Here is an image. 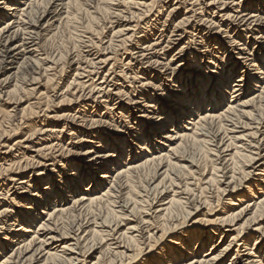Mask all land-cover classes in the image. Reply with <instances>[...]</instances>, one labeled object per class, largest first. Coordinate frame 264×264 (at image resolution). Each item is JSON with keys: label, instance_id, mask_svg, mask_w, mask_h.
<instances>
[{"label": "bare ground", "instance_id": "1", "mask_svg": "<svg viewBox=\"0 0 264 264\" xmlns=\"http://www.w3.org/2000/svg\"><path fill=\"white\" fill-rule=\"evenodd\" d=\"M121 1L122 4L132 5L135 6V8H138V6L145 8L147 6L145 3L128 2L126 0V2L123 0ZM188 1L191 0H186L183 4H187ZM220 1L221 0H211L207 5H202L199 4L198 0H195L186 10L184 19H180L181 21L178 20L177 25H175L174 30L189 25L188 28H190L192 32L201 34L207 30L208 35L213 34V38L202 36L200 39L204 38L206 44L208 41H211L216 47H213L211 51L208 50L209 52L206 51L205 55H203L204 53L201 54L202 52H190V59L193 61L189 63L190 66L181 64L174 67L171 63L174 58L164 64L168 52L167 50L171 48L173 42L170 38H167L163 43H156L155 41H158V39L156 38L155 41L148 40L146 33L136 37V35L139 33L142 34L143 32L136 33L135 31L138 29L135 27L130 28L132 26L128 23L132 22L134 14H130L132 16H128V18L124 16L120 21L116 18L115 22L119 24L116 25L117 30H114V32H112V37H110H115L116 39L122 37L120 41L115 42L113 45V40L110 38L107 42V46L98 49L93 55L91 54L92 52L90 53V50L86 51V66H89L93 70L90 72L89 76L85 75L86 71H84V68H81L80 64H76L77 68L74 71L75 78L72 84L82 89L91 87L90 90L88 89L90 93L95 90L98 94V98L105 99L107 102L111 99L110 97L112 95L109 88L113 86V90H116V85L118 84H114V82H116L115 77H119V75L116 74L117 70H115V63L118 61L111 63L113 62L111 56L113 51L118 47L120 48L117 43L124 45L127 42L134 41L135 44L133 49H127V55H129L128 61L125 64L123 63L127 71H123L126 70L125 67L120 70L122 76L125 78H129L128 75L133 74V79L131 80L134 81L137 80V75L141 74L144 76L145 71L140 67L143 64L144 66L156 65L157 67L162 65V68H165L162 73H159V76L158 74L154 76L156 81L161 82V84L171 80L174 81L176 74L182 71H185L187 75H184L185 78L183 80L180 79L183 81L182 85H177L176 91L173 92L174 96L171 93L170 97H167V99L172 102V105H161V110L156 111L157 120L154 123L155 125L151 127L146 126L142 124V120L145 118L144 113H147V109L155 111L153 109L158 106L159 101L156 100V98L150 99V95L146 96L145 94H141L151 101L144 105L143 111H140V115L136 119L137 122L133 129L135 132L133 134H131V132L125 134V140H120L119 138L96 137L93 133L89 134L90 138H95V140H97L98 145L95 149L101 144L106 149L108 147L111 148H109V153L98 154L92 158H83V160L89 159L83 163L84 166H73L69 164L68 161H56L58 157L63 156V151L69 154L74 147V143H70L72 148L69 149L65 146L57 147V144L54 145L52 142L58 141L61 143L63 141V134L66 132L64 129L70 132L69 140H71L72 138H70V136L74 135V129L72 127H68L67 124L64 123L61 130H56L58 126L48 125L47 122V125H43L38 131H35L43 138L37 140V143L40 142V144L35 146L38 148L36 151H33V153H37V158L38 156H46V159L51 156L52 159H43L44 162H52L51 165H47L49 167H55L57 163L60 164L61 162V170L55 175L58 181H54V175L52 177L46 176L44 171H30L34 166H36V168L44 166L42 164L43 162L36 159V157H29L27 153L19 152V150L16 154H11L13 146L9 147V150L7 149V152L4 153L6 157L2 160L8 159L9 163L6 168L1 166L3 168H0V176L2 174H7V181L18 182V180H20L17 184H21L22 186V184L26 182L25 179L34 175L35 180L40 184L37 185L36 188L34 187V195L24 200L19 199L22 203L19 205V212L10 213L11 211L8 209L9 205L2 204L1 206L0 230H3V226L6 224L8 227L7 229L5 227L4 233H0V264H86L85 259L90 258L91 254L94 253L98 247L96 248L92 245L82 250L80 248V243L85 241V237L87 238V236L94 235L99 237V244L106 245L103 253H101L102 251L98 253L99 255H97L93 264H219L223 261V258L230 252L232 253V251L234 252L233 257H235L234 259L236 260L242 248L249 250L247 249L249 245L247 243L252 236L248 238L247 233L250 232L258 235V237H252L254 242L253 247L257 246L259 242H261V245L258 249L252 248L249 250V253L246 254L247 263L264 264V250L262 248L264 247V239L261 238V241L259 240V237L264 234V223L262 224V222H264V162L257 164L258 161H260L261 152L264 150V82L262 83V81H264V47L257 49V51L253 53H247V56L244 58H241V56L246 54L243 53L245 49H239L240 53L237 55L240 57L237 59L233 58L234 61L232 63L230 62L232 57L229 53L230 49L225 48L226 45L229 48L243 46L239 45V43L242 41V37L244 38V33L247 39L250 34H260L257 36V39L264 41V18H262V15H264L262 1L264 0H241L239 3H236L235 6L244 11L240 17L226 14L228 10L230 13H233L234 10L233 8H224L225 5L221 4ZM80 2L81 0H0V20L9 17V20H6L0 25V72L5 71L7 75L0 81V97L2 93H4L3 91L14 82L15 77L20 72L22 73V69L25 68L27 71L32 70L29 62L37 54L36 50L44 33L49 32L51 28L56 26V23L60 25L61 21L68 16L73 6L78 11L81 7ZM112 4L113 3L110 5ZM100 6L102 5L100 4ZM100 8L103 9V7ZM169 8L170 11L167 14L175 12L174 7L171 6ZM215 14L219 15V20H214L212 15ZM92 18H94V16ZM237 22L239 24L235 25ZM92 24H94V22ZM231 25L236 26V28H231ZM242 28L243 30L240 31ZM229 29L231 31L235 29L237 33L229 36ZM174 30L169 37H176L174 41H181L184 32L176 36L174 33L180 31L175 32ZM214 30H217V33H211ZM220 34L224 35L226 42L219 37ZM263 45L264 43L262 46ZM220 50H222L224 54L226 52L229 53L226 58H221L223 64H225V68L219 71L218 74L210 72V75L215 74L210 77L206 70L211 67H206V64L204 62L202 63V61L207 58L209 64L215 65L217 57L214 58L213 55L215 51ZM180 53L178 52L176 55L178 56ZM37 59H39L38 56ZM130 62L133 64L132 66ZM246 62L250 64L246 66ZM203 64H205V66ZM242 64L248 70L242 67ZM107 66H109V68L105 74H103ZM40 67L42 68L43 66ZM235 75H237V79L229 86L230 81ZM208 78V83H204V80H208ZM83 79L84 81H82ZM95 79H97L96 81L100 80V82L96 84L94 81ZM33 80L36 81L37 79ZM111 83L113 85H110ZM72 84L70 83L67 85V89H70ZM147 85H149V83L144 82V84H142V86ZM249 86H253L259 90L257 92L255 91V93L250 96L249 93L252 89H250ZM228 89L230 90L229 93ZM16 91L17 85L14 83L12 85V91H9L8 94H13ZM28 91H33V89H29L27 92ZM118 94L120 93L115 94V97L118 96ZM226 94L230 96L226 109L218 110L226 100ZM168 95L169 94H167V96ZM65 100V98H61V102ZM106 103L105 105H108V103ZM206 108L209 109L208 112L205 111ZM194 115H196L195 118H193ZM67 117L68 115H62L58 117V119L63 120ZM242 120H244V122H242ZM66 121L67 120L64 122ZM92 123L95 124V121ZM103 123L105 122L103 121ZM168 126L170 128L169 131L161 135V132L165 131ZM80 139V141L83 140V138ZM17 143L18 142H16L15 145ZM188 143L200 144L205 148H207V145L210 148L213 147V150H211L212 148H208L207 151L208 155L209 152L211 155H216L214 159H216L217 163L213 161L214 159L212 160L213 162L211 161L213 164L212 172L211 174L209 172L210 175L208 177H203L204 173H202L201 182L203 185H206L202 190L207 189L209 191L211 186H217L215 191V194H217V198H215L217 199V204L220 198L226 193V187L229 188L232 185V193L239 187L241 181L244 180V182H247L250 180L249 178H251L253 173L260 172L259 175H255L258 177L257 181H253V185L247 187V192L244 197L246 199L248 197L251 198L250 201L253 204L246 203V206L239 208V211L234 213V210L231 208L234 206L232 203L233 199H230L229 202L225 204L226 210L221 214L223 216L211 221H205V225L207 226L206 229H198L199 223L197 222L188 226L186 219L191 215L192 211L197 212L200 208V206L194 204L192 205L193 207H191V202L195 195H193V197L191 196L192 190L190 189V182H188V180L191 177L193 178L194 174H196V170H193L196 167L192 160L183 157V152ZM160 146L167 148V151H165V153L158 151ZM33 147L34 146L30 147V149ZM57 148L59 149L56 151ZM133 148H135V150ZM92 149H94V146L89 148L82 156H89L97 153ZM127 149L129 150L127 151ZM61 150V154L57 156L54 155V152L56 153ZM142 152H146L147 155L138 161L136 158L144 154ZM124 153L127 159H124ZM15 166L16 168H14ZM151 166L153 167L152 179H161L159 183L152 188L155 189V195L150 202L149 208L147 209L148 211L146 210V212L142 213L140 218L136 219V216L134 217L133 213L135 208L129 206L130 202L128 200V203H122L119 208V210L126 215L123 214L124 217L120 218V222L115 226L113 225L114 229L111 230V232H106V223L104 222L107 219L105 218L106 220L102 222L105 226L103 224L93 223V228L90 227L91 225L87 227L80 225L71 236L59 233V227L61 226L59 223L60 220L63 219V216L70 215L77 209L89 210L94 205H99L102 202H110L111 199L116 200L125 192H130V184L135 175L143 170L151 168ZM66 170L70 173L66 174ZM97 171L102 172L98 177H96L97 175L95 174ZM218 171L222 174L221 178L217 176ZM229 171L230 176H227ZM29 172H31L32 175L30 174V176H28ZM1 179L4 182L6 181L0 177V183ZM183 179H185V182H183ZM166 181H169L168 186L164 185ZM57 184L63 185L62 189H59ZM151 184H153V182ZM104 185H107V187L102 189ZM3 186L4 184H0V190H3ZM134 186L135 185H133V187ZM197 192L199 191H196V193ZM168 193L170 196L163 203L164 199H166L163 197ZM69 197L71 198L70 203L61 205L65 203L67 200L66 198ZM128 197H130V194ZM10 203L16 206L20 204L19 202L16 203L14 198L10 200ZM204 204L210 206L208 200L205 201ZM220 206L222 205L220 204ZM113 208L112 206V209ZM140 208L141 207L138 209ZM110 214H112V212ZM247 214H250L249 218L240 226H237V222L242 220L243 216ZM69 218L71 217L69 216ZM178 219H180V222L177 221ZM125 221H129L130 223H127L125 229L119 232V230H117L118 227L123 226L122 223ZM159 222L161 226H158ZM249 222H252L250 224L254 223L255 228H250L245 231ZM168 223L171 226H168ZM260 223L262 224L261 226H259ZM15 224L19 227L16 231H13L11 228ZM190 227L197 228L198 230L194 233L188 232V230L186 232L185 229ZM178 231H181L180 233L183 237L186 234V237L183 238L184 240L180 239L181 241H178L179 243L176 242V238L172 239L170 243L175 247L177 246L176 249L171 247L172 249H169L168 254H166V251L162 252V249L167 247H163L160 249L161 251L159 250L160 252L158 251V253H156V257L153 258V260L148 259L153 252L155 253L154 250L160 248V244H163L166 238ZM224 231L234 233V236H231L230 242L225 247L214 248L215 246L213 247V245H211L208 246L210 247V253L205 251L200 252L212 241V238H214L212 236H215L216 233L219 232L220 239ZM82 232H84L83 236L80 235ZM170 240H168V242ZM151 241H153L152 243H154V245L150 244ZM12 245L13 247H11ZM190 245H194L195 249H191ZM7 249L10 250L8 251ZM6 250L8 251L7 253H5ZM201 253L204 254L201 255ZM105 256H108V260H105ZM250 257H252V259H250ZM237 264H240V262Z\"/></svg>", "mask_w": 264, "mask_h": 264}, {"label": "rangeland", "instance_id": "2", "mask_svg": "<svg viewBox=\"0 0 264 264\" xmlns=\"http://www.w3.org/2000/svg\"><path fill=\"white\" fill-rule=\"evenodd\" d=\"M103 1L105 4L103 3ZM120 1L121 0H106V1L105 0H81L80 9H82V10L79 9L77 11L76 8H74V6H73L71 8V10L69 11L70 14L68 13V16L67 17L65 16L66 18H64L61 21L60 25H58V23H56V26L51 28L49 32L44 33V35L42 36V38L39 41L40 44H38V48L36 50V53H37L35 55L36 57L34 56V58H32L29 62V64H31L30 68H32V70L27 71L25 68L24 69L21 68L22 73L20 72L18 74L19 76L17 75L15 77L14 82L11 83V85L3 91L4 93H2V95L0 97V159H1L0 160V168H3V167L6 168L7 167V164L9 163L8 159L7 160H2V159L4 157H6V155H4V153L7 152V149L9 150V147L13 146L11 154L12 153L16 154V152L19 150V152H25L28 154L29 157L30 156L36 157V159L43 162L42 163L44 165L43 167L36 168V166H34L30 169L31 172H34V171L43 172L44 171V174L46 176L52 177L54 175L53 176L54 181H58V178L56 179L55 175L59 170H61V166H62L61 162H60V164L57 163V165L55 167L54 166L49 167L47 165H51L52 162H50V161L44 162L43 159L44 160L52 159L51 156L50 157L48 156L49 158H46V159H45L46 156H44V157L42 156L43 158L41 156L40 157L38 156V158H37V153H33V151H36L38 148L35 146L40 144V142L37 143V140L43 138L42 136H40L35 131H38L41 127H43V125L48 124L51 126L52 125L58 126V128H56V130H61L62 125L64 123H66L68 127H72L74 129V131H73L74 135L70 136V138H72L71 140H69L70 132L67 131V129H64L66 132H64V134H63L64 135L63 141L61 143H59L58 141H53L52 144H54V145L57 144L56 145L57 147H64L65 146V147L70 149V148H72V146H70V143H72V144L74 143L73 149L69 152V154H67L65 151H63V153H62V150H61V151H58L56 153L54 152V155L57 156L58 154H61V153L63 154V156L58 157L56 159V161H59V160H61L63 162L68 161V163L73 165V166H81V165L84 166L83 163L88 161L89 159L83 160V158H85V157H88V158L91 157L92 158L98 154L109 153L108 152L110 150L109 148H111V147H108L106 149L101 144L97 149H95V147H97V145H98L97 140H95V138H90L89 134L93 133V135H95L96 137L119 138L120 140H125V136H126L125 134H128L130 132H131V134H133L135 132L133 129L135 128V125L137 122L136 119L140 115V111L144 110V108H143L144 105H146L149 101H151L150 99L156 98V100H158L159 102H158V106H156L153 109L155 111H152L151 109H147V111H146L147 113H144L145 118L142 120V124H144L146 126L151 127L152 125H155L154 123L157 120L156 119V117H157L156 111L161 110V105H163V106L164 105L165 106H171L172 105V102H170L169 99H167V97H170L171 93L174 96L173 92L176 91L177 85H182L183 81H181V80H183L185 78L184 75L186 74V72L182 71L183 73L181 72V73L176 74L174 81L171 80V81H168V82L161 84V82L156 81L154 76L157 74L159 76V73H162V71H164L165 68H162L163 67L162 65L157 67L156 65L155 66H152V65L151 66H146V65L144 66V64H143L140 67H142V69L146 73V74L144 73V76L141 74L137 75L136 76L137 80H134V81L131 80V79H133L132 78L133 74L132 75L129 74L128 75L129 78H125L124 76H122L120 70H122L121 68H123V67L126 68V66H123V63L125 64L128 61L129 55H127V53H128L127 49L128 50L133 49V46L135 45L134 41L133 42L132 41L127 42L124 45L121 43H117V44H119L118 46H120V48L118 47L117 49H115L113 51V54L111 55L113 58V60H112L113 62H111V63H114V61H118L115 63V65H116L115 70H117L116 74L119 75V77H115L116 82H114V84L118 83L116 85L117 89L113 90V86L109 88V90L111 91L110 93L112 94L110 97L112 100L110 99L107 102L105 99L98 98V94L95 92V90H94V92L90 93L89 90L91 87L82 89V88H78L77 86L72 84L73 79L75 78L74 77V73H75L74 71L77 68L76 64H80L81 68H84V71H86L85 75H88V76L90 75V72H92L93 69L90 68L89 66H86L87 65V63L85 61L86 60L85 54L87 53L86 51L90 50V53L92 52L91 54L93 55L98 51V49L107 46V42L112 37V32H114V30L115 31L117 30L116 25L119 24V23L115 22L116 18H118L120 21L122 19V17L126 16L128 18V16L129 17L132 16L130 14H134V16L132 18V22L128 23V24L130 26H132L130 28L135 27L136 29H138L137 31H135L136 33L137 32H143L142 34L139 33L138 35H136V37H139L141 35H144V33H146L148 36L147 37L148 40H154L155 41V39L157 38L158 41H155L156 43L157 42L163 43V41L165 42L167 40V38H170L171 41L173 42V45L171 46L170 49L167 50L168 52H167V56L165 58L166 61H164V64L167 61H169L170 59L174 58L172 60L173 62H171L174 67L181 65V64L190 66L189 63H192L193 61L190 59L191 56L189 54L192 51H196V53L202 52L201 54L204 53L203 55H205L206 51H208V50L211 51L213 49V47H216L214 45V43H212L211 41L210 42L208 41V43L206 44V42L204 41V38L200 39L202 36H204L206 38L212 37L213 34L208 35L207 30H205V32L201 33L202 35L198 34V32H192V30L190 28H188L189 25L185 26L181 29L179 28V29L174 30L175 25H177V23H178V20L181 21L184 19V15H186V10L190 7L189 5L191 3H194L195 0L188 1L187 4H185V3L183 4V2L186 0H183V1L182 0H178V1H176V0H126L128 2L130 1V2L143 3V4L145 3V5H147L145 8L139 7V6H138V8L137 7L135 8V6H132V5H124L121 3L122 1L121 2ZM123 1L126 2L125 0H123ZM210 1L211 0H198L199 4H202V5H207ZM240 1L241 0H235V1H233V0H221L220 2H221V4L225 5L224 8H227V7H228V9L233 8V10H234L233 13H230V11L228 10V13H226V14H231L234 17H235V15H237L238 17H240L241 14L244 13V11H243V9H238V7L235 6V4L239 3ZM262 2H263L262 7L264 8V1H262ZM109 3L110 4L113 3L114 5L113 4L110 5ZM100 4L102 6H100ZM105 5H107V6H105ZM99 6L103 7V9H101ZM108 6H110V7H108ZM171 6L175 8V12H171L170 14H167V13H169V11H170L169 7H171ZM97 7H99L100 10ZM105 7L110 12H108L105 9ZM149 7H150V9H149ZM90 9H91V11H90ZM101 10H103V11H101ZM241 11H243V12H241ZM91 16L92 17L94 16V18H92ZM168 16H170V17H168ZM212 16L214 17V20H219L218 14H215ZM262 16H263L262 18H264V15H262ZM69 18H70V20H69ZM134 19H136V20H134ZM6 20H9V17H6L3 20H0V25L2 23H4ZM93 22H94V24H92ZM147 22H149V23H147ZM125 23H123V24H125ZM237 24H239V23L237 22L235 25H237ZM87 27H88V29H87ZM90 28H93V29H90ZM125 28H127V27H125ZM152 28H153V30H152ZM231 28H236V26L231 25ZM205 29H207V28H205ZM173 30L175 32L180 31L178 33L177 32L174 33V34H176V36L179 35L181 32H184V34L181 38L182 39L181 41H176V40L174 41V39L176 37H169ZM242 30H243V28L240 31H242ZM215 32L217 33V30L212 31L211 33H215ZM236 33H237V30H235V29H233L232 31L230 29L228 30L229 36L234 35ZM244 35H245L244 38L242 37V41L239 43V45H243V46H236V47H232V48H229L227 45L225 46V48L230 49L229 53H230V55H232L231 61H230L231 63L234 61L233 58L237 59L238 57H240L237 55L238 53H240L239 49H243V48L245 49L243 53H246V54L241 56V58H244L245 56H247V53H253V52L257 51V49L264 47V45L262 46L264 41L257 39V36L260 34H254V35L250 34L248 36L249 37L248 39L245 38L246 37L245 33H244ZM242 36H243V34H242ZM159 37H160V39H159ZM219 37L223 41L226 42L224 35L220 34ZM111 39L113 40V45H114L115 42L120 41L122 39V37L117 38V39L115 37H113ZM178 52L179 53L181 52V53L177 56L176 54ZM222 53H223L222 50L215 51V53L213 55L214 58L217 57L216 58L217 59L216 64L214 63L216 66L209 64V61L207 58L202 61V63L204 62L206 64V67L207 66L211 67V68H208L206 70L207 74L210 77L215 75V74L210 75L209 74L210 72H215L218 74L219 71H221V70H223V68H225V64H223V62H222L223 60H221V58L222 57L226 58L229 53L228 52H226L225 54L224 53L222 54ZM37 56L39 59H37ZM43 61H45V62H43ZM32 62L34 65L32 64ZM37 63L40 65H38ZM212 63H213V61H212ZM241 63H242V60H241ZM205 64H203V65L205 66ZM245 64L247 66V64L249 65L250 63L246 62ZM130 65L132 66L133 64L130 62ZM40 66H43V67L41 68ZM48 67H50V68H48ZM242 67L246 68L245 66H243V64H242ZM5 68H8V67H5ZM44 68H46V69H44ZM108 68H109V66H107L104 69L103 74H105V72L108 70ZM182 68H185V67H182ZM246 70H248V69L246 68ZM123 71L126 72L127 68H126V70H123ZM237 71H238V69H237ZM148 72H149V74H148ZM25 73H27V74H25ZM168 73H169V71H168ZM6 76L7 75L5 74V71H1L0 72V81L3 80ZM33 79H37V80L35 81ZM236 79H237V75L233 76V79L230 81L229 86L232 85L233 81ZM85 80H87V79H85ZM96 80L97 79H95L94 81L96 82V84H98L100 82V80L99 81H96ZM117 80H120V81H117ZM80 81H81V79H80ZM82 81H84V79ZM208 81H209V78H208V80H204V83H208ZM144 82L149 83V85L142 86V84H144ZM263 82L264 81H262V83ZM14 83H16V85H17V91L14 92L13 94L10 93V95H9L8 93H9V91L10 92L12 91V85ZM70 83L72 84V87L70 89H67V85H69ZM110 85H113V84L111 83ZM122 86H124V87H122ZM73 87H75V88H73ZM249 88L252 89L251 92L249 93L250 96L253 95L255 93V91L257 92L259 90L258 88H255L253 86L252 87L249 86ZM29 89H33V91L27 92V90H29ZM106 89H108V88H106ZM120 89H121V92H120ZM229 92H230V90L228 89V93ZM117 93H120V94H118V96L115 97V94H117ZM141 94H145L146 96L150 95V99H146ZM167 94H169V95L167 96ZM121 96H123V97H121ZM250 96H248V97H250ZM62 97L66 99L64 102H61ZM229 97L230 96H227V94H226V100L224 101V103H222V106L218 110L226 109V105H227L228 101L230 100ZM104 102L105 103L107 102L108 105H105ZM93 103H94V105H93ZM157 108H158V110H157ZM126 111H128V112H126ZM205 111L208 112L209 109L206 108ZM111 112H112V114H111ZM62 115H68L67 118H69V119H67V118H64L63 120L58 119V117H60ZM195 116L196 115H194L193 118H195ZM65 120H67V121L64 122ZM93 121H95V124L92 123ZM103 121L105 123H103ZM242 122H244V120H242ZM90 123H91V125H90ZM90 126H93V127H90ZM36 127H38V128H36ZM169 129L170 128L168 126V128H166L165 131L161 132V135L167 133V131H169ZM43 130H45V129H43ZM66 134H67V136H66ZM80 138H83V140L80 141L81 140ZM16 142H18V143L15 145ZM59 144H60V146H59ZM32 146H34V147L30 149V147H32ZM93 146H94V149H92V150L96 151L97 153L91 154L89 156H82L87 150H89V148H91ZM208 148L209 149L212 148L211 150H213V147L210 148V147H208V145H207V148H205L204 146H202L200 144L188 143L185 147L184 152H183V157H185L188 160H192V162L195 164V167H196L195 169H193V170H196L195 171L196 174H194L193 178L191 177L188 180V182H190V189L193 191V192L191 191V193H192L191 196L193 197V195H195V197H193L194 202L193 201L191 202V207H193L192 206L193 204L196 206H200V208L197 212H194V211L191 212V215L186 219V222L188 223V226L189 225L191 226V224L195 223V222L199 223L198 229H206L207 228V226L205 225L206 220L211 221V220H214V219H217V218H220L221 216H223L221 214H223L226 210L225 204H227L230 199H233L232 203L234 204V206H232L231 208L234 210V213L239 211V208L246 206V203H251V201H250L251 198H249V197H248L249 199L244 198L245 194L247 192L246 189H247V187L253 185V181H257L258 177H256L255 175H259V173H260V172L259 173H253L251 178H249L250 180L247 182H244V180L241 181L240 185H242V186L239 185V181H238L239 187H237L236 190L232 193H231L232 185L229 188L226 187V190H227L226 193L220 198L221 202L219 201V203L217 204L216 203L217 199H215V198H217V194H215L217 186H215V185L211 186L209 188L210 189L209 191L207 189L202 190V188H204L206 186V185H203L201 182V178L203 176L202 173H204L203 177H206V176L208 177L211 174L212 165H213L211 163V161L215 158L214 156H216V155H211L210 152L208 155V151H207ZM58 149L59 148H57L56 151ZM133 149L135 150V148H133ZM128 150L129 149H127V151ZM158 151H162L165 153V151H167V148L160 146ZM125 153L123 154L124 159H127L125 156L126 155ZM142 153H144V154H142L136 158L138 161H139V159H143V157L145 155H147L146 152H142ZM259 159H260V161H258L257 164L264 162V150L261 152V157ZM213 161H216V159H214ZM216 163H217V161H216ZM221 163H223V162H221ZM1 166H3V167H1ZM14 168H16V166ZM149 169H151L152 171ZM67 171L68 170H66V174L70 173ZM31 172L28 173V176H30V174L32 175ZM73 172H75V171H73ZM209 172H210V174H209ZM2 173H3V171H2ZM101 173H102L101 171L95 172V174L97 175L96 177L101 175ZM139 174L135 175L134 178L132 179V183L130 184V186H131L130 192L129 191L125 192L123 195L119 196L116 200L111 199L110 202H102L99 205L98 204L94 205L89 210L77 209L74 213H72L70 215L63 216V219H61L60 223H59V225L61 224V226L59 227V229H60L59 233L60 234L63 233V234H67V235L71 236L72 233H74L76 231V229L78 227H80V225L85 226V227L91 225L90 227L93 228V226H92L93 223L94 224H96V223L97 224H103V225H104V223H106L105 224L106 226L104 225L106 227L105 228L106 232H111V230L114 229V226L118 222H120V218H123L124 215H126L125 213H122V211L119 210V208L122 205V203H125V202L128 203V200L130 202L129 206L131 208H133V207L135 208L134 209L135 214L133 213L134 217L136 216V219L140 218L142 216V213L146 212V210L149 208L150 202L153 200L154 195H155V189H152V188H154L155 185L159 183L161 178L152 179V177H151L153 175V167L152 166H151V168L143 170ZM4 175L2 174L0 176L4 180H6L4 182L1 179V183H0L1 185L4 184V186H3L4 188H2L3 190H0V208H1L2 204L3 205L6 204V205L10 206V207L8 206V209L11 211L10 213H16V211L19 212L20 211L19 205L22 204L19 199L24 200V199L29 198V196L34 195L35 188L40 183H38L35 180V176L33 175V176L25 179L26 180L25 184H22V186H21V184H17L20 180H18V182L17 181L10 182L9 180L7 181L8 175L7 174L5 176ZM182 175H183V173H182ZM228 175L230 176V171L227 174V176ZM217 176H218V178L219 177L221 178L222 174L219 173V171H218ZM152 182H153V184H151ZM168 182L169 181H166V183L164 185L168 186ZM183 182H185V179H183ZM226 182H228V181H226ZM85 185H87V184H85ZM133 185H135L134 186L135 188L133 187ZM57 187L59 189H62L63 185L57 184ZM105 187H107V185L106 186L104 185L102 187V189H104ZM221 188H222V186H221ZM132 189H134V190H132ZM6 191L8 194L6 193ZM196 191H199V192L196 193ZM200 191H202V192H200ZM203 192H205V193H203ZM194 193H196L197 195ZM129 194H130V197H128ZM166 195H167V197H166ZM166 195L163 197V198H166V199H164L163 203L170 196L169 193ZM125 196H126V198H125ZM207 196H208V198H207ZM258 196H256V197H258ZM12 198H14L16 200V203L19 202L20 204H18L16 206V205H13L12 203H10V200ZM66 199L67 200L65 201V203H62L61 205L70 203L71 198L69 197ZM132 199L133 200L136 199V200L133 201ZM211 199H214V200H211ZM207 200L210 202V206L204 204V202ZM220 204L222 206H220ZM252 204L253 203H251V205ZM112 206L114 207L113 209H112ZM204 206L205 207L208 206V207L205 208ZM139 207H141V208L138 209ZM141 209L144 211H142ZM137 210H138V212H137ZM111 212H112V214H110ZM69 216L71 218H69ZM249 216H250V214L243 216V219L239 220L237 222V226H240L246 219L249 218ZM111 217H112V220H111ZM115 218H116V220H115ZM129 219H131V218H129ZM109 220H110V222H109ZM202 220H203V222H202ZM95 221H97V222H95ZM177 221L180 222V219H178ZM102 222H104V223H102ZM108 223H109V225H108ZM127 223H130V222L129 221L123 222L122 223L123 226H119L117 230H119V232H122L125 229ZM250 223H252V222L248 223V226H246L245 231L249 230L250 228H255V226H254L255 224L254 223L250 224ZM257 223H259V222H257ZM263 223L264 222H262V224ZM171 224H173V223H171ZM262 224L260 223L259 226H261ZM169 225L170 224L168 223V226ZM158 226H161L160 222H159ZM5 227L7 229V227H8L7 224L5 226H3V230H0V233H4ZM18 227L19 226L17 224H15L11 228V230L16 231L18 229ZM198 229L194 228V227H192V228L190 227V228H186L185 231L187 232V230H188V232L194 233ZM180 232L181 231H178L175 234H171L168 238H166L165 242H163L164 245L160 244V248L154 250L155 253L153 252V254H151L148 259L153 260V258L156 257L155 256L156 253H158V251L163 247H167V248L162 249V252L166 251V254H168L169 249H172V248L176 249L177 246L175 247L174 245H171L170 242H172V239H175V238L177 239L176 240L177 243H179L181 241L180 239L184 240L183 238L186 237V234L183 237ZM218 233H216L215 236H212L214 238H212V241L209 242L210 244L208 243L206 248H204V250L202 249L200 252L205 251V252L210 253V251H209L210 247H208V246H211V245H213V247L215 246L214 248H216V247L223 248L230 242L231 236H234L233 232H225L224 231L222 237L219 239ZM83 234H84V232H82L80 235L83 236ZM112 234H114V233H112ZM251 236L252 237H255V236L258 237L257 234L255 235L251 232L247 233L248 238H250ZM95 237H96V239H95ZM252 237L247 243V244H249L247 249H249V250L252 248L258 249L259 246L261 245V242H259V244L257 246L253 247L254 242H253ZM263 237H264V234H262V236L259 237L260 238L259 240L261 241V238L264 239ZM98 238L99 237L95 236V235L94 236H87V238L85 237V241L80 243V248L82 250H85V249H87V247H90L92 245H94L96 248L98 247L96 249L97 251L95 250V252L91 254L90 258L85 259L86 264H93L97 255H99L98 253H100L101 251H102L101 253H103V250L105 249L106 244H99L100 239H98ZM168 240H170V241L168 242ZM97 241H98V243H97ZM152 242L153 241H151L150 244L154 245V243H152ZM98 245H100V246H98ZM190 246H191V249H195L194 245H190ZM11 247H13V245ZM11 247H10V249H11ZM101 247H102V249H101ZM83 248H85V249H83ZM262 248L264 250V247H262ZM10 249H7V250L9 251ZM245 249L246 248L241 249L240 255L238 256V258H236V260L234 259L235 257H233L234 252L232 251V253L230 252L226 257H224L223 261L219 264H227V263H230V264L236 263L237 264L238 262H240V264H248L247 260H246V258H247L246 254L249 253V250H245ZM7 250L5 253L8 252ZM202 254H204V253H201V255ZM107 257L108 256H105V260H108ZM143 259H145V258H143ZM250 259H252V257H250Z\"/></svg>", "mask_w": 264, "mask_h": 264}, {"label": "snow or ice", "instance_id": "3", "mask_svg": "<svg viewBox=\"0 0 264 264\" xmlns=\"http://www.w3.org/2000/svg\"><path fill=\"white\" fill-rule=\"evenodd\" d=\"M85 182H86V179H85Z\"/></svg>", "mask_w": 264, "mask_h": 264}]
</instances>
